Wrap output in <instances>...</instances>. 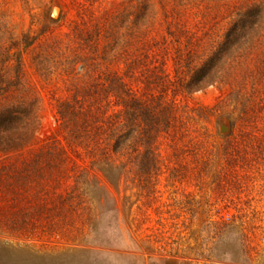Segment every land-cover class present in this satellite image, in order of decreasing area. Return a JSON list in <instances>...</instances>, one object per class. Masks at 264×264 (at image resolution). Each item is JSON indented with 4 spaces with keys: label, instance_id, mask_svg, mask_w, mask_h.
Here are the masks:
<instances>
[{
    "label": "rangeland",
    "instance_id": "374dc122",
    "mask_svg": "<svg viewBox=\"0 0 264 264\" xmlns=\"http://www.w3.org/2000/svg\"><path fill=\"white\" fill-rule=\"evenodd\" d=\"M256 4L264 0H0V118L9 111L8 142L19 137L18 148L0 151V264H86L87 256L104 264H264V30L201 70ZM113 74L169 122L149 188L137 166L140 127L133 150L107 147L103 169L123 174L111 176L119 188L108 184L113 200L106 198L123 233L97 224L91 239L51 233L48 211L32 235L14 231L19 212L51 208L78 173H98L89 149L66 138L57 105L74 86L98 87ZM98 103L107 116L121 109L114 95ZM104 120H94L102 141ZM49 148L64 154L48 180L19 181L23 164ZM224 220L235 234L216 240L210 222Z\"/></svg>",
    "mask_w": 264,
    "mask_h": 264
},
{
    "label": "trees",
    "instance_id": "16d2710c",
    "mask_svg": "<svg viewBox=\"0 0 264 264\" xmlns=\"http://www.w3.org/2000/svg\"><path fill=\"white\" fill-rule=\"evenodd\" d=\"M263 6L262 4H256L241 16L239 21L228 31L224 44L220 46L217 53L205 63L201 70L214 69L220 56L225 52L226 46L237 43V39H244L246 43H252V39L264 30ZM86 42L88 43L87 39ZM210 73H207V75H210ZM105 76L109 77L110 75ZM110 78V82L106 84L107 80L105 79V82L98 84V87L95 85L88 86V84L74 86L71 97L61 100L57 105V113L66 138L73 144L89 149L90 156L93 158L90 166L92 170L90 171L98 173L94 175H91L88 171L78 173L74 178L71 191L64 195H57L51 208L45 209L46 206L43 204L40 210L36 212L29 210L19 212L18 219L12 221L14 231L32 235L34 229L38 226L36 223L37 218H39L38 214L48 211L50 212L48 229L51 230V233L58 234L65 231V234L74 233L75 235L77 233L82 237L87 235V238L91 239L96 235L95 224L101 228L100 231L114 233L115 230L118 233L120 231L123 233L124 227L120 223L118 209L113 205L111 206V201L106 200V198L113 200L111 193H109V185H112L116 191L119 188L112 183L111 176L117 174L118 181H120L123 174L119 172L117 166L109 169V173L106 171L107 168L103 169L102 165H108L111 160L107 147L112 148L115 153L121 150H133L132 144L136 143L133 128L135 125L140 127V140L138 133L137 137L141 145V151L138 152L137 166L139 174L146 181V186L149 188L151 175L157 173L159 169V160L156 155L157 139L161 131H165L169 122L167 119L154 115L145 100L137 96L128 87L122 76L113 74ZM100 95L102 97L116 96L120 101L119 107L121 109L115 115L111 114L109 116L105 114L104 108L100 112L103 107L98 103ZM10 114L8 111L5 117L0 118V151L19 147V137L8 142L15 135V130L7 123ZM101 116L105 119L103 123L106 125V137L104 135L103 141L102 138L100 140L99 136L102 129H105L94 121ZM63 154V150L57 148L41 150L33 159L23 164L19 171V181H29L36 184L40 180H48L52 171L59 167L60 162H62ZM36 190L38 194L48 193L42 188ZM104 219L105 225L102 226L101 222ZM77 220L84 221L83 229L78 225ZM210 226L213 227L211 231L215 232L216 240L222 239L224 234L227 236H231L232 233L235 234L233 230L237 227L234 222L226 220L212 221ZM85 227L87 233H84ZM63 228L65 230H60ZM78 258L76 257V259ZM81 260L86 264H104L101 260L95 259L94 256H87V258Z\"/></svg>",
    "mask_w": 264,
    "mask_h": 264
},
{
    "label": "water",
    "instance_id": "95a60500",
    "mask_svg": "<svg viewBox=\"0 0 264 264\" xmlns=\"http://www.w3.org/2000/svg\"><path fill=\"white\" fill-rule=\"evenodd\" d=\"M55 8H56V7H55ZM55 8H54V9H55ZM52 14H53V12H52ZM53 18H55V17H53ZM229 129H230V128H229V126H228L227 124H222V125H221V131H222V132H229Z\"/></svg>",
    "mask_w": 264,
    "mask_h": 264
},
{
    "label": "bare ground",
    "instance_id": "6f19581e",
    "mask_svg": "<svg viewBox=\"0 0 264 264\" xmlns=\"http://www.w3.org/2000/svg\"><path fill=\"white\" fill-rule=\"evenodd\" d=\"M58 14H59V9L56 7L53 11V17H58Z\"/></svg>",
    "mask_w": 264,
    "mask_h": 264
}]
</instances>
